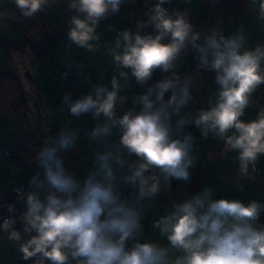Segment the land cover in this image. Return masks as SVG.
Wrapping results in <instances>:
<instances>
[{"label":"clouds","instance_id":"1","mask_svg":"<svg viewBox=\"0 0 264 264\" xmlns=\"http://www.w3.org/2000/svg\"><path fill=\"white\" fill-rule=\"evenodd\" d=\"M61 0H11L16 12L0 11V22L29 19ZM70 45L95 53L102 45L101 22L115 15L125 0H64ZM172 0H155L136 31L118 30L107 55L115 73L108 84L61 105L73 117L96 123L84 131L95 145L90 167L82 177L66 165L81 129H61L35 150L38 169L28 190L16 189V203H3L8 215L0 221V239L16 246L22 261L32 264H264V201L217 197L211 187L173 201L152 220L160 239H147L142 220L145 202L153 201L173 180L188 183L196 167V138L188 126L236 153V189L257 171L264 157V106L244 119L264 86V42L250 45L241 24L226 34L222 21L204 31L192 23L189 8L169 11ZM215 2V0H213ZM190 4L191 0H184ZM249 11L264 23V0H248ZM151 29V31H142ZM197 72L214 74L217 86L207 107L188 111L198 81L178 72L189 51ZM82 70L84 65H79ZM156 72L164 73L155 83ZM142 91L129 94L132 81ZM166 94H169L166 98ZM130 106L120 109L125 105ZM122 186L132 192L125 196ZM151 205H148L150 207ZM20 227L17 228L16 225Z\"/></svg>","mask_w":264,"mask_h":264},{"label":"crops","instance_id":"2","mask_svg":"<svg viewBox=\"0 0 264 264\" xmlns=\"http://www.w3.org/2000/svg\"><path fill=\"white\" fill-rule=\"evenodd\" d=\"M1 2L4 1L0 0V11H5L6 4H2ZM152 3H155V0H148V6ZM185 7L189 8V18L197 30L204 31L215 26L218 21H222L223 31L228 34L235 32L242 24L249 35V46L254 45L257 41L264 42V23L258 22L255 15L249 11L248 0H215V2H213V0H191L190 4H185L184 0H181L179 9L183 10ZM61 10L67 14H73L72 11L67 9L66 3H63ZM145 11V0H125V3L121 6V9L117 14L110 15L105 21L101 22L98 31L101 33L102 45L95 53H90L82 48H76V53L81 52L83 56L87 58L83 64L84 67L82 70L79 67V70L77 71V65H73V63H69L65 69H60L52 64L54 67V71L51 70L52 78L49 79L48 75L40 76L39 86L42 82H46L48 80L47 83L53 88L51 91V86H45V94L41 95V99L47 109V114L43 115L42 118L37 117V119L35 117V119L32 120V127L31 125L27 126L26 124L25 126L18 127L17 131H13V133L8 135V138L4 140V146L0 147V153H2L1 150L3 148H16L17 156L16 158L9 159L1 158L0 177L4 176L5 173L11 178V182H13L16 178V182L25 186L27 185L26 190H28L29 180L38 170L33 160L35 150L45 141L47 137L55 135L54 132L50 130L49 124H56L57 122L62 121H51L49 119L51 113L50 110H55L54 114L56 113L58 116H63L59 117L61 119L65 118L64 115H67V111L65 109L66 107L63 108V105L60 104L57 109H55L56 107H53L54 99H58V97L60 98L59 91L57 90L59 85V80L56 77L57 71L68 70L71 73V78L75 76L78 80L76 81L75 79H71V83L68 87V91L72 93L73 99L79 98L88 92L87 91L86 93L81 94L80 91V86L84 83H88V81L93 84L101 82L108 84L110 78L115 73V69L111 64V58L107 55V47L105 45L110 46L112 42H115L118 30L122 31L130 29L132 31H136L137 21L147 19ZM23 21L24 26L30 22L33 28L26 31L24 37L20 40L10 39L8 35L9 32L7 33L6 31V33H4L3 29H0V41L1 44H4L3 46H0V64L9 66L11 69L14 66H17L19 74L21 75L20 83L27 86L35 84L31 75V70L34 69L40 56L34 60L29 54V49L23 52L20 48H17L18 45L16 44L12 45L9 43V46L17 48L9 50L8 47H5V45H7L5 38L7 37L10 41L14 42H21L25 37H29L28 39H31L33 42H36L34 40L36 39L41 42L37 43L41 44L40 49L43 57L47 55L49 51H53L51 50L50 43L45 40V38L52 36L50 22L46 16L43 13H37L34 17L29 19H17L16 24L19 25L20 22ZM68 28L69 26L63 30L66 35ZM146 30L147 29H144L142 31ZM148 31H151V29H148ZM32 37H34V39ZM66 42L68 44L67 38ZM28 44L31 46L30 43ZM69 53H74L72 45H70ZM182 57L185 58L186 64L192 63V65L196 68L197 59L195 58V54L190 49ZM182 57L181 60L184 62ZM12 64L13 66L11 67ZM185 69V66L178 69L181 76L186 75ZM163 75L165 74L156 72L152 81L149 83H155L157 80L162 78ZM190 75L198 81V85L194 86L192 89L193 100L190 101L189 108L187 110L195 114L199 109L207 107V100L210 94L215 91L217 86L214 83L213 73H193ZM1 82H5L8 85L13 84L11 81ZM140 91H142L141 86L137 85L133 80L131 91L128 90L129 94ZM49 95H51L50 98ZM253 99L256 101V104L247 110L244 117L246 120L255 118V114L259 110V107L264 106V86L257 90ZM59 103H61V99ZM128 106H130V102ZM128 106L125 105L120 109V111L122 112L124 108ZM67 116L73 117L70 114ZM7 117L9 120H12L10 115H7ZM75 118L83 119L84 126L81 128V135L73 151L64 155L66 157V165L73 169L77 175L82 177L86 174L88 168L90 167L95 151V145L89 143L84 135V131L93 127L96 121L90 118V116ZM69 128H74V126ZM186 130L192 132L196 138L195 154L198 156L196 167L190 169L191 179L188 183L173 180L170 187L162 191L154 198L153 201L145 202V216L142 223L144 225V235L147 239H160L163 242L158 233L152 230V220L158 218L159 215L164 214L165 211L171 207L173 201H182L189 195L199 192L202 187L213 188L215 190L214 194L217 197H236L244 201L249 199L264 201V157H261L257 164V167L261 170V178L263 181L260 182L258 177L253 172L250 174L249 179L242 181L244 184V190L240 191L235 187L237 182L236 173L238 167L235 160L236 153L224 152L222 150V142H219L216 139L211 137L207 140L203 139L199 130L195 127L188 126ZM54 131H60L59 127L55 125ZM9 132L10 131H7V133ZM2 137L3 135H0V140ZM195 189L197 190L196 192H194ZM122 192L125 196H128L132 192V189L130 187L122 186ZM148 205L151 206L148 207ZM23 207V201L17 200V209L22 211ZM3 235L4 234L0 233V236ZM0 264H32V262L22 261L16 246L7 241L5 238L0 239Z\"/></svg>","mask_w":264,"mask_h":264},{"label":"rangeland","instance_id":"3","mask_svg":"<svg viewBox=\"0 0 264 264\" xmlns=\"http://www.w3.org/2000/svg\"><path fill=\"white\" fill-rule=\"evenodd\" d=\"M2 1H4V2H1L2 4H6L5 6L6 11H8L10 14L13 12H16L17 15H19L14 5L11 3V0H8V1L2 0ZM172 2H176V5L178 4L177 8L180 7L181 0H175V1L172 0ZM63 3H66V2H64V0H61V2L58 5H54L52 8L48 9L46 12H43V14L46 16V18L50 22V30H51V35H52L51 37L45 38V40H47L50 43V47L53 52L49 51V53L45 55L44 57L40 56L39 61H37V64H35L34 69L31 70V75L35 81V84L24 86L25 90H32L31 88H36L40 96L42 94H45V90H44L45 86H48V87L51 86L50 84L47 83L48 82L47 80L46 82H42L40 85L41 87H40L39 86L40 76L48 75L49 79L52 78L51 70L54 71V67L52 64H54L60 69H65L67 65H69V63H73V65H77L76 69L78 71L79 65H83L87 59L86 57L83 56L81 52L76 53L77 47L75 45H72L74 53H69L70 44L69 42L67 44L66 42L67 35L65 31L63 30L64 28L69 26L67 21H68V18L72 14H67L61 10V8L63 7ZM16 20L17 19H9V21H7L4 24L3 31L4 33H6V31L7 33L9 32L8 35L10 39L20 40L22 37H24L26 26L25 28L19 27L16 24ZM146 31H148V29ZM0 56H1V52H0ZM182 58L184 59V62L182 60L179 62L180 64L179 68H181L182 66H185L186 68H188L192 65V63L186 64L185 58L184 57ZM201 73H206V72H199L197 74H201ZM72 79H75L76 81H78L75 78V76H73ZM92 84L93 83L90 81H88V83L82 84V86H80L81 94L86 93L87 91L91 90ZM14 87H15L14 84L8 85L5 82L3 83V85L0 86V135H3V137L0 140V147L4 146V140L8 138L7 136L11 135L13 131H17L18 127H22L21 124L23 123V121L21 120L24 118V116L20 114V111L23 112V108H22L21 102H19L18 96L15 94ZM52 89L53 88L51 86V91ZM57 90L59 91L60 98L58 97V99H54L53 107H56L55 109L59 107V105L61 104L59 103L60 99L62 102L63 95L65 94L64 92L60 90L59 85H58ZM129 91H131V89ZM50 97L51 95H49V98ZM8 104H13L14 109L8 108L9 107ZM63 108H65V106H63ZM65 109L68 115L69 112L67 108ZM2 110H5V111H2ZM50 111L51 113H50L49 119L51 121L62 120L56 123V126H58L60 130L73 127V126L74 128L81 129L84 126L83 119H79L75 117H68L67 115H64L65 118L61 119L59 117H63V116H58V114L56 113L54 114L55 110H50ZM7 115H10L12 120L11 119L9 120ZM7 131H10V132L7 133ZM257 170H258V167H257ZM15 181H16V178L13 180V182ZM13 182H11V178L7 176L5 173H4V176L0 177V187L2 188H7Z\"/></svg>","mask_w":264,"mask_h":264},{"label":"trees","instance_id":"4","mask_svg":"<svg viewBox=\"0 0 264 264\" xmlns=\"http://www.w3.org/2000/svg\"><path fill=\"white\" fill-rule=\"evenodd\" d=\"M169 6L168 9L169 11H171L172 9H175V8H172L170 5H167ZM166 7V6H165ZM6 22H0V29H3V26ZM3 25V26H2ZM19 27L21 28H25L24 26V21L23 22H20V24L18 25ZM33 27H32V24L29 22V24L26 25V31H29L31 30ZM24 32V33H25ZM29 37H25L21 42H14V41H10L7 37L5 38L6 39V44L5 47L9 48V50L11 49H17V48H20L23 52L24 51H27L29 49V54L30 56L32 57V59H37L39 56H42V51L40 49V45L39 43H41L40 41L34 39V37H32L36 42H33L31 39H28ZM39 42V43H37ZM16 44L18 45L17 48L14 47V46H9L8 44ZM22 43V44H21ZM30 43L31 46L28 44ZM28 44V45H27ZM4 44H1V41H0V46H3ZM13 66V64L11 65V67ZM186 72L185 74L186 75H189V74H193V73H199L196 71V68H194V65H192L190 68H186L185 69ZM61 72H67L68 73V80L66 82V86L64 88V90H62V81L60 79V73ZM184 72V71H183ZM182 73V72H180ZM26 74V73H24ZM56 77L58 78L59 80V87H60V90L64 93H67L69 92L68 90V87H69V84L71 83V73L70 71L68 70H58L57 71V74H56ZM20 79H21V75L19 74V70H18V67L17 66H14L12 69L9 67V66H4L2 64H0V82L1 81H11L13 84H14V89H15V94L18 96L19 98V102H21V105H22V108H23V112L20 111V114H22L24 116V118L21 120L23 121V123L21 124L22 126H25V124L28 126V125H31L32 127V120L35 119V117H41L43 115H46L47 114V109L41 99V96L39 95L38 91L36 88H31L32 90H25L24 89V85H22L20 83ZM4 83V82H2ZM3 85V84H0V86ZM30 85H34V84H30ZM169 94H166V98ZM26 99V100H24ZM30 102V103H29ZM9 107L8 108H12L14 109V105L13 104H8ZM38 119V118H37ZM30 123V124H29ZM55 125L56 124H49V128L51 131L54 132V134H56L57 132L54 131L55 130ZM2 153H0L1 157H0V164L2 162V159L1 158H4V159H9V158H16L17 156V150L16 148L14 149H5L3 148L2 150ZM6 151H9L10 154L8 156H6ZM258 172V173H257ZM255 175L258 177L259 181L262 182V178H261V170L258 168V170L256 172H254ZM193 181V180H192ZM27 186V185H26ZM26 186L25 185H22L20 183H17L16 181L11 183L7 188H2L0 187V204H3L5 202L7 203H16V207H17V194H16V191L15 189L18 188V189H24L25 191H27L26 189ZM197 190L195 189L194 192H196ZM8 215L6 209H3V208H0V221H2V219L4 217H6ZM17 228H19V225L17 224L16 225Z\"/></svg>","mask_w":264,"mask_h":264},{"label":"built area","instance_id":"5","mask_svg":"<svg viewBox=\"0 0 264 264\" xmlns=\"http://www.w3.org/2000/svg\"><path fill=\"white\" fill-rule=\"evenodd\" d=\"M175 1V0H174ZM172 8H177L178 4L176 5V2H171V4H169ZM169 6H166V8H168ZM60 79L62 81V90H64L65 86H66V82L68 80V73L67 72H61L60 73ZM10 154L9 151H6V156H8ZM258 173V172H257ZM18 189V188H16ZM15 189V190H16ZM21 189V188H20Z\"/></svg>","mask_w":264,"mask_h":264}]
</instances>
